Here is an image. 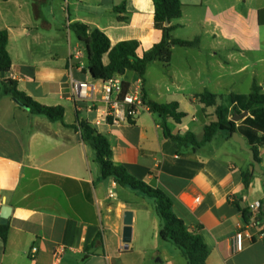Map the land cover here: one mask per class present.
I'll return each mask as SVG.
<instances>
[{"label":"crops","instance_id":"obj_1","mask_svg":"<svg viewBox=\"0 0 264 264\" xmlns=\"http://www.w3.org/2000/svg\"><path fill=\"white\" fill-rule=\"evenodd\" d=\"M180 1L183 16L173 24L181 27L172 37H199L200 44L175 47L168 67L152 62L143 93L146 103L177 102L187 116L179 124L168 120L169 127L182 136L193 133L200 143L205 127L217 122V107L202 104L200 94L216 95L218 105L231 95L251 94L255 84L264 94V26L258 24L264 0ZM3 2L9 12L3 19L0 8V30L9 33L12 70L0 73V80L17 81L42 105L63 106L65 117L64 123L50 122L0 91V224L3 208H10L7 241L0 237V264H188L176 246L161 240L154 200L103 178L95 151L73 128L80 121L95 127L96 115L73 98L70 71L76 80L92 79L86 46L70 36L65 43L64 29L71 32L72 24L83 23L103 32L112 46L139 41L142 54L163 36L154 25L153 1ZM103 62L109 63L107 55ZM123 76L141 80L133 72ZM95 128L109 140L117 165L162 190L174 213L200 230L210 251L207 264H264V222L250 208L264 201V176L253 171L249 154L233 137L219 132L199 149L179 148L166 138L161 118L146 110L132 124ZM259 152L264 170V147ZM244 173L252 175L248 188ZM127 212L132 213L131 241L125 244Z\"/></svg>","mask_w":264,"mask_h":264},{"label":"trees","instance_id":"obj_2","mask_svg":"<svg viewBox=\"0 0 264 264\" xmlns=\"http://www.w3.org/2000/svg\"><path fill=\"white\" fill-rule=\"evenodd\" d=\"M155 8L154 25L162 32V40L154 45L152 49L142 54L139 52L141 43L139 41H124L112 46L110 39L100 30L93 29L88 25L76 22L70 26L71 31L78 40L86 46L88 67L86 72L92 80H107L115 75H125L126 72L138 74L142 80L147 73L148 66L159 61L168 67L171 63L172 51L175 47L192 48L200 44V38L194 40H179L172 37L173 31L181 27L173 24L183 16V5L180 0H152ZM125 7L115 8L120 12ZM124 20V18H120ZM258 24L264 26V8L258 12ZM9 33L0 30V73H9L12 70V60L8 52ZM107 55L109 63L104 64L103 58ZM262 88L254 85L249 95H231L217 104V96L205 91L198 96L199 101L207 107L216 106L217 122L205 127V136L202 142H197L193 133L185 136L175 134L168 125L172 119L181 123L187 116L179 110L177 102L158 104L147 102L143 98L150 111L161 118V126L166 138L175 143L179 148L192 145L199 149L211 142L219 133L224 132L232 138L235 132L243 136L249 147L254 150L256 159L261 163L259 149L264 147V94ZM0 91L16 100L23 108L31 114L47 118L50 122L64 123L65 108L63 106H45L21 91L18 82L13 79H1ZM245 111L249 116L241 125H237L231 117L235 114L241 115ZM81 131L83 141L95 151L96 162L100 165L103 178H112L120 186L128 187L139 192L145 197L154 200L157 216L160 220L159 236L162 241L176 246L185 256L188 264H207L210 251L203 235L198 229L189 228L182 219L173 211V201L159 188H155L145 181L134 177L125 166L117 165L113 160V151L106 136L97 131L95 127L86 121H80L79 127H73ZM253 171L254 166L252 164ZM244 185L249 187L252 175L243 174ZM263 204V203H262ZM248 219V213L240 209ZM259 221L264 222V209L261 207ZM9 224H0V237L6 242L9 234Z\"/></svg>","mask_w":264,"mask_h":264},{"label":"built area","instance_id":"obj_3","mask_svg":"<svg viewBox=\"0 0 264 264\" xmlns=\"http://www.w3.org/2000/svg\"><path fill=\"white\" fill-rule=\"evenodd\" d=\"M81 53H75L74 57L79 59ZM73 98L79 108L88 104V110L95 113L94 125H112L115 127L132 124L135 117L141 111H150L143 98L142 79L129 82L123 75H115L107 80L79 81L74 79L70 71ZM201 202L200 198L196 199ZM262 203L256 202L250 206L251 210L260 213ZM254 226L260 222L255 221ZM243 233L236 235L237 246H242ZM37 253V249L31 250V257Z\"/></svg>","mask_w":264,"mask_h":264},{"label":"water","instance_id":"obj_4","mask_svg":"<svg viewBox=\"0 0 264 264\" xmlns=\"http://www.w3.org/2000/svg\"><path fill=\"white\" fill-rule=\"evenodd\" d=\"M248 116H249V112L245 111L241 115L235 114L232 117V120L234 122H239L240 120H242V119H244V118H246ZM232 137H233V140L236 141L240 145V147L249 154L250 161H251V163L254 166L255 172L258 175H263L264 176V170L261 167V163L256 159V155H255L254 150H252L251 148L246 146V140L242 136H240V134L238 132H235ZM262 207L264 209V201H263ZM9 213H10V208L4 207L2 215H1V223L2 224H6L7 223V218L9 217ZM124 223H125L126 227H125L124 233H123V240H124L125 244H128L131 241V227H130L131 224H132V213L131 212H127L126 213L125 222Z\"/></svg>","mask_w":264,"mask_h":264},{"label":"rangeland","instance_id":"obj_5","mask_svg":"<svg viewBox=\"0 0 264 264\" xmlns=\"http://www.w3.org/2000/svg\"><path fill=\"white\" fill-rule=\"evenodd\" d=\"M3 1H5V0H0V8H1V13L3 15V19H5L8 15V12H9V10H8L9 4L7 2H3ZM252 1H254V0H252ZM64 6L66 8L67 4H64ZM63 24L65 25V21L63 22ZM64 32H65V35H64L65 43L67 42L68 36H70L73 40H77L76 35L72 31L70 32V31L64 29Z\"/></svg>","mask_w":264,"mask_h":264}]
</instances>
